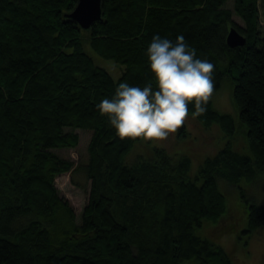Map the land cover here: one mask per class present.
<instances>
[{
    "label": "trees",
    "instance_id": "1",
    "mask_svg": "<svg viewBox=\"0 0 264 264\" xmlns=\"http://www.w3.org/2000/svg\"><path fill=\"white\" fill-rule=\"evenodd\" d=\"M77 1L0 0V264H231L194 230L212 222L219 223L213 235L232 232L237 219L222 218L216 179L252 183L264 172V0H102L103 20L88 31L65 16ZM231 27L243 47L227 46ZM157 35L173 43L183 35L197 58L215 65L216 87L231 80L251 155L226 147L203 158L194 177L187 156L163 149L125 163L139 139H120L97 105L122 82L155 88L146 51ZM86 46L120 66L121 76L97 66ZM206 107L194 115L189 105L197 136L206 140L216 126V138L233 137V118L210 100ZM74 130L91 133L90 193L79 222L54 186L73 164L52 152L75 148ZM262 226L264 208L251 204L245 232Z\"/></svg>",
    "mask_w": 264,
    "mask_h": 264
},
{
    "label": "rangeland",
    "instance_id": "2",
    "mask_svg": "<svg viewBox=\"0 0 264 264\" xmlns=\"http://www.w3.org/2000/svg\"><path fill=\"white\" fill-rule=\"evenodd\" d=\"M231 3L232 0H230L228 6ZM259 11L260 21L263 24L264 8L261 2ZM233 19L236 24L244 26L237 17ZM86 50L93 58L94 63L105 69L114 80L121 76L122 68L120 66L112 61L99 58L88 46H86ZM231 92L232 82L229 78L224 77L219 82V87L215 88L210 101L216 112L230 115L233 118L236 127V133L233 137L227 138L220 133L219 137L216 138L218 136V131H216L218 127L216 126H213L211 128L213 130L206 133V140L201 136L198 137L196 133H198L199 126L193 117H189L184 125L187 134L185 137L179 138L177 130L175 134L170 135L169 139L163 142L139 140L126 156L125 163L132 166L141 158L144 159L150 149H163L170 156H187L191 161L189 175L194 177L203 158H210L226 147L243 155H251L245 136L246 130L239 124L238 111L233 105ZM73 132L79 137V143L75 148L52 150L59 159L70 161L73 164L69 173L55 178L54 186L59 197L68 202L77 222H79L90 193V181L87 180L84 169L88 162L87 147L91 133L82 130H74ZM146 148L148 150L145 152ZM216 181L219 191L224 196L225 212L222 218H225V220L228 218L229 225L232 224L233 219H237L236 224L232 232L218 237L211 232L219 227V223L204 222L201 227L195 228V235L200 238H207L221 247L228 255L231 264H264V226L252 233L245 232L248 206L256 204L264 208V172H258L255 181L252 183L240 180L237 183L230 184L220 178H217ZM229 217H233V219Z\"/></svg>",
    "mask_w": 264,
    "mask_h": 264
},
{
    "label": "clouds",
    "instance_id": "3",
    "mask_svg": "<svg viewBox=\"0 0 264 264\" xmlns=\"http://www.w3.org/2000/svg\"><path fill=\"white\" fill-rule=\"evenodd\" d=\"M146 56L153 83L144 87L119 84L115 95L97 105L101 116L108 119L122 140L163 142L185 125L189 105L194 115L207 111L206 105L215 92V65L197 58L183 35L175 43L154 36Z\"/></svg>",
    "mask_w": 264,
    "mask_h": 264
},
{
    "label": "water",
    "instance_id": "4",
    "mask_svg": "<svg viewBox=\"0 0 264 264\" xmlns=\"http://www.w3.org/2000/svg\"><path fill=\"white\" fill-rule=\"evenodd\" d=\"M102 0H78L76 6L66 18L74 21L83 31H88L92 25L103 20ZM245 37L231 27L226 36V44L230 48L243 47Z\"/></svg>",
    "mask_w": 264,
    "mask_h": 264
}]
</instances>
